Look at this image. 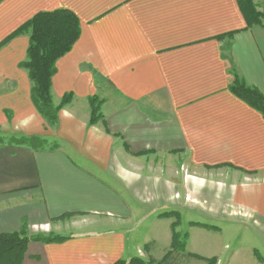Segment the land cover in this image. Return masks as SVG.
I'll return each instance as SVG.
<instances>
[{"label":"crops","instance_id":"obj_1","mask_svg":"<svg viewBox=\"0 0 264 264\" xmlns=\"http://www.w3.org/2000/svg\"><path fill=\"white\" fill-rule=\"evenodd\" d=\"M58 11L81 34L56 63L54 103L72 100L50 143L21 29ZM237 78L264 96V26L248 27L239 0H0V127L22 120L19 135L52 144L0 145V235L67 238L30 241L22 264L232 263L223 225L247 212L264 226V116L232 93ZM202 241L216 245L193 251Z\"/></svg>","mask_w":264,"mask_h":264},{"label":"trees","instance_id":"obj_2","mask_svg":"<svg viewBox=\"0 0 264 264\" xmlns=\"http://www.w3.org/2000/svg\"><path fill=\"white\" fill-rule=\"evenodd\" d=\"M241 11L248 27L264 26V11H258L255 0H239ZM30 30V46L27 60L21 68L28 71L32 81V101L38 114L48 123L56 125L60 112L71 103L72 96L66 95L60 104L56 105L52 95V79L56 73V63L67 55L78 41L81 28L79 19L70 12L58 11L41 13L27 23L21 32ZM231 91L237 97L255 108L264 116V96L255 88L248 87L240 79H236ZM91 105L90 125L94 126L101 119L97 98L89 101ZM98 113V115H97ZM12 144L27 146L35 150H43L47 141L37 137H22L19 140L6 141L0 137V145ZM173 217L174 214H166ZM176 217V216H175ZM179 223L175 224V229ZM186 238V237H185ZM174 231L172 247L177 254L186 250V240ZM67 238L50 234L27 237L26 230L0 235V264H22L30 241L45 244L62 243ZM115 264H147L143 259L133 258L130 261L120 260Z\"/></svg>","mask_w":264,"mask_h":264},{"label":"rangeland","instance_id":"obj_3","mask_svg":"<svg viewBox=\"0 0 264 264\" xmlns=\"http://www.w3.org/2000/svg\"><path fill=\"white\" fill-rule=\"evenodd\" d=\"M255 4L258 6V11H264V0H255ZM97 102L99 105L98 107L101 108L100 107L101 100L97 98ZM21 121L19 122L15 121L14 123L11 124L9 123L3 129L0 127V137L5 138L6 141H9L11 139L19 140L20 138L24 137L23 135H19L20 132L24 131V129L26 128L22 125ZM40 123L42 125V129L40 127ZM33 125H35L34 129H36L38 133L44 135L43 136L44 138H50V140L51 139L53 140V141H49L50 143L56 142L55 138L57 139V137L55 135L57 130V124L56 125L50 124L41 117V121L35 120ZM89 126L91 125L89 124ZM50 143L47 144L46 146L47 148L52 147L51 146L52 144ZM187 199L189 200V198ZM193 205L197 207V204H193ZM215 215H219V214L215 212ZM232 218H234L233 220H239V225H234L233 223V227H232L231 226L232 222H229L230 223L229 225L227 224L223 225V227L226 228L223 229L224 230L223 238L225 239L227 238L226 239L227 245L223 246L224 260L232 262L230 264H264V226H262L259 222H257L256 217L255 218L252 217L251 214L247 212L238 213L236 215H233ZM177 221H179L178 217H177ZM177 228L174 231L180 235V238L182 240L185 237H186L185 240H187L188 232L190 230L187 221L186 220L182 221L179 231ZM208 230H213V229L208 228ZM212 232L213 233L210 234L213 236L214 239L217 238L216 240L217 243L219 244V236L214 235V230ZM69 233L70 230L67 229L62 235H66ZM26 234L28 235L27 232ZM50 234H54V233H50ZM214 239L213 241H215ZM207 242L202 241L199 244H194L192 246L193 251L202 248L201 250H199V252L203 253ZM211 245L214 246L216 244L214 243L210 244L209 242L206 247H209ZM194 258L198 260H203V258H201L200 256H194ZM215 261H216L215 259H208L205 261L206 262L205 264H215ZM193 264H199V262L195 261V263Z\"/></svg>","mask_w":264,"mask_h":264}]
</instances>
